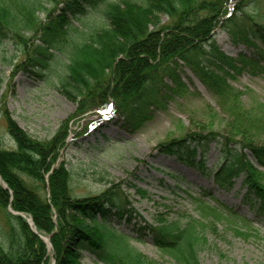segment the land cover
<instances>
[{
	"label": "trees",
	"instance_id": "obj_1",
	"mask_svg": "<svg viewBox=\"0 0 264 264\" xmlns=\"http://www.w3.org/2000/svg\"><path fill=\"white\" fill-rule=\"evenodd\" d=\"M102 1L55 0L54 7H44L41 18L37 0H0V41L13 38L24 52L15 70L43 79L56 53L66 55L61 91L77 103L75 116L111 111L115 125L135 133L186 92L181 76L185 68L219 98L231 90L228 78L244 69L264 71V11L256 10L261 0H120L106 5L101 23L86 39L72 40V20ZM219 28L233 44L252 47L255 54L227 55L215 40ZM4 116L16 148L0 147V179L7 186L0 182V264H79L84 251L104 264H160L129 245L130 232L140 235L138 241L150 237L175 264H199L200 229L206 224L198 219L157 224L137 219L119 183L95 194H73L71 171L58 162L71 117L42 140L29 135L7 111ZM251 120L257 132H264ZM212 146L219 163L209 170L206 159ZM157 147L212 176L222 189H233L242 178V202L264 218V184L256 167H264V139L247 124L232 120L224 133L184 131ZM201 194L212 196L206 189ZM188 196L193 198L190 192ZM193 199L211 222L222 221L239 235L251 228L250 219L233 208L222 203L212 207L201 196Z\"/></svg>",
	"mask_w": 264,
	"mask_h": 264
},
{
	"label": "rangeland",
	"instance_id": "obj_2",
	"mask_svg": "<svg viewBox=\"0 0 264 264\" xmlns=\"http://www.w3.org/2000/svg\"><path fill=\"white\" fill-rule=\"evenodd\" d=\"M119 1L104 0L96 6L86 7L76 20H72L70 38L76 41L86 39L101 23L106 5ZM37 2L41 4L37 13L41 18L46 15L45 8L56 5L55 0ZM256 10L259 13L264 11V0L259 2ZM92 13L99 15L90 18V21L83 19ZM165 19L163 16L162 20ZM215 40L229 56L236 57L240 52L255 54L252 47L233 44L220 28L215 32ZM56 54L58 57L51 64L48 76L34 79L15 70V64L24 58L22 46L13 38L0 41V147L16 148V141L6 124L5 111L29 135L42 140L50 138L61 123L71 117L67 145L61 150L58 162H65L71 171L70 185L75 196L95 194L112 183H119L129 196L137 219L157 224L160 220L186 223L190 218H195L206 224L200 229L199 264H264V218L257 217L242 202L245 190L238 192L242 178L236 180L233 189H222L212 176L177 161L157 147L168 137L178 136L184 131L215 129L224 133L235 119L240 124H247L263 140L264 132H257L259 129L252 126L251 119L259 122L262 130L264 71L252 73L244 69L235 78H228L231 90L226 98H219L185 68L181 76L187 86L186 92L171 100L168 109L159 112L141 130L128 133L113 123L111 111H89L84 117L73 115L77 103L61 91V79L67 74V58L65 54ZM218 163L219 152L212 146L206 167L213 170ZM256 167L264 184V167ZM201 189L208 190L212 196L202 195ZM189 192L193 198L201 196L212 207L222 203L233 208L250 219L251 228L243 229L245 234L239 235L222 221L211 222L201 214L195 200L188 196ZM2 219L0 211V241L3 240ZM130 236L134 239H129V245L142 254L160 264H175L150 237L145 236L144 241H138L135 237H140L139 234L130 232ZM42 237L48 239V236ZM94 257L84 251L79 264H104Z\"/></svg>",
	"mask_w": 264,
	"mask_h": 264
},
{
	"label": "clouds",
	"instance_id": "obj_3",
	"mask_svg": "<svg viewBox=\"0 0 264 264\" xmlns=\"http://www.w3.org/2000/svg\"><path fill=\"white\" fill-rule=\"evenodd\" d=\"M97 15H99V13H92L89 16L84 17L83 19L86 20V21H90V18L96 17Z\"/></svg>",
	"mask_w": 264,
	"mask_h": 264
},
{
	"label": "water",
	"instance_id": "obj_4",
	"mask_svg": "<svg viewBox=\"0 0 264 264\" xmlns=\"http://www.w3.org/2000/svg\"><path fill=\"white\" fill-rule=\"evenodd\" d=\"M3 187H4V188H7V186H5V185H4ZM53 264H54V263H53Z\"/></svg>",
	"mask_w": 264,
	"mask_h": 264
}]
</instances>
